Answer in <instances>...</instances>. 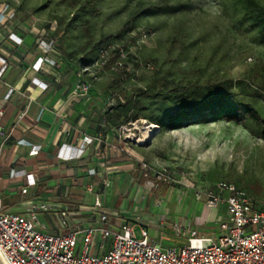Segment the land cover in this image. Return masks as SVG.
Here are the masks:
<instances>
[{
	"label": "rangeland",
	"instance_id": "374dc122",
	"mask_svg": "<svg viewBox=\"0 0 264 264\" xmlns=\"http://www.w3.org/2000/svg\"><path fill=\"white\" fill-rule=\"evenodd\" d=\"M22 1L40 23L50 22L57 29L56 50L73 51L70 55H79V64L86 61L83 67L93 78L110 84L113 96L107 108L121 121L122 142L145 163L169 171L180 182L160 184L153 192L124 200L116 211L121 218H139L153 240L182 247L187 240L174 236V224H189L215 242L221 234L215 220L226 218L227 208L220 204L205 219L204 197L198 202L197 192L203 195L222 181L232 183L264 209V141L242 118L248 105L264 118L263 101L251 97L264 95V41L254 22L264 0ZM227 81H232L234 96L215 106V115L193 114L168 122L159 101L139 103L135 97L139 89L180 92ZM129 99L133 107L124 120L120 105ZM228 114L239 121H224ZM76 193L86 194V204L66 205L74 212L86 208V218L91 197L85 191ZM38 222L50 235L64 232L54 215L38 214ZM135 234L140 237L138 229Z\"/></svg>",
	"mask_w": 264,
	"mask_h": 264
},
{
	"label": "crops",
	"instance_id": "0c3cea01",
	"mask_svg": "<svg viewBox=\"0 0 264 264\" xmlns=\"http://www.w3.org/2000/svg\"><path fill=\"white\" fill-rule=\"evenodd\" d=\"M4 10L6 18L0 22L3 208L22 213L30 200L84 206L86 194L76 192L85 191L92 200L89 208L98 194L105 210L117 211L124 200L143 193L137 189L144 179L138 168L143 160L122 142L121 121L107 108L112 87L89 71L82 72L79 55H70L73 51L64 47L46 53L40 48L41 41H53L58 47L57 29L50 22L40 23L23 1L0 0V13ZM81 83L90 85L85 95L75 92ZM84 138L91 143L82 148ZM27 175L33 176L34 186L27 187ZM26 187L27 193L22 194Z\"/></svg>",
	"mask_w": 264,
	"mask_h": 264
},
{
	"label": "built area",
	"instance_id": "2783aa9c",
	"mask_svg": "<svg viewBox=\"0 0 264 264\" xmlns=\"http://www.w3.org/2000/svg\"><path fill=\"white\" fill-rule=\"evenodd\" d=\"M4 13L5 10L0 13V22L6 18ZM54 46L53 41L39 43L46 53L54 52ZM40 64L41 60L36 63L37 69ZM81 71L89 70L84 67ZM89 89V84L81 83L75 92L85 95ZM90 143L84 138L81 147ZM138 168L144 179L143 186L136 190L138 194L153 192L160 184H180L165 169L143 161ZM26 183L27 187L35 185L32 175L26 176ZM27 187L22 194L27 193ZM91 191L89 187L88 192ZM195 198L207 211L225 205L226 218L215 220L221 231L215 242L199 236L189 224L184 228L180 223L174 224L175 236L187 240L182 247L164 246L153 240L148 226L139 218L123 219L118 212L105 210L99 195L94 197L86 218L85 210L74 212L68 205L34 200L25 203L24 212L15 213L5 210L0 200V257L4 264H264V209H258L245 191L223 181L203 195L197 192ZM38 214L54 215L64 232L50 235L43 231ZM114 220L117 225L112 223ZM136 229L140 237L136 236Z\"/></svg>",
	"mask_w": 264,
	"mask_h": 264
},
{
	"label": "trees",
	"instance_id": "16d2710c",
	"mask_svg": "<svg viewBox=\"0 0 264 264\" xmlns=\"http://www.w3.org/2000/svg\"><path fill=\"white\" fill-rule=\"evenodd\" d=\"M254 22L258 28L261 39L264 41V10L260 11ZM82 62V66H85L84 64H86V61L83 60ZM232 89V81H227L212 86H201L190 90H180V92L173 89L167 92L153 93L152 89H150L152 92L147 89H139L135 97L139 103L148 101L149 104H154L156 100L159 101V110L166 116L164 120L171 122L175 118L180 119L193 114L205 116L210 112L215 115L217 110L214 107L222 105L226 99L234 96L231 92ZM251 97L258 98L264 103V95L253 93ZM132 107L133 104L130 99L120 105L122 109L120 110V116L124 117V120H128L127 113ZM145 109L146 107H143L142 110ZM239 118L240 117L231 114L223 116V120L226 122H237ZM242 118L258 129V136L264 141V118L260 116L258 111L248 105L244 108ZM154 121L157 122L156 125L161 124L160 120L155 119Z\"/></svg>",
	"mask_w": 264,
	"mask_h": 264
},
{
	"label": "bare ground",
	"instance_id": "6f19581e",
	"mask_svg": "<svg viewBox=\"0 0 264 264\" xmlns=\"http://www.w3.org/2000/svg\"><path fill=\"white\" fill-rule=\"evenodd\" d=\"M0 263H1V264H4L3 261H2V259H1V257H0Z\"/></svg>",
	"mask_w": 264,
	"mask_h": 264
},
{
	"label": "water",
	"instance_id": "95a60500",
	"mask_svg": "<svg viewBox=\"0 0 264 264\" xmlns=\"http://www.w3.org/2000/svg\"><path fill=\"white\" fill-rule=\"evenodd\" d=\"M1 264V263H0Z\"/></svg>",
	"mask_w": 264,
	"mask_h": 264
}]
</instances>
